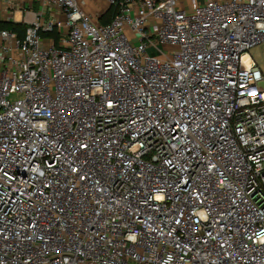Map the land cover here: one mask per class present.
Here are the masks:
<instances>
[{"label":"built area","instance_id":"2783aa9c","mask_svg":"<svg viewBox=\"0 0 264 264\" xmlns=\"http://www.w3.org/2000/svg\"><path fill=\"white\" fill-rule=\"evenodd\" d=\"M37 1L0 31V264H264V0Z\"/></svg>","mask_w":264,"mask_h":264},{"label":"crops","instance_id":"0c3cea01","mask_svg":"<svg viewBox=\"0 0 264 264\" xmlns=\"http://www.w3.org/2000/svg\"><path fill=\"white\" fill-rule=\"evenodd\" d=\"M82 9L95 21L101 22V18L109 9L108 0H76ZM44 8L37 0H0V18L1 22H12L23 26L20 33L16 32L20 38H23L26 32V27L30 21L34 20L36 16L41 15ZM55 9L46 11V17L54 15ZM24 29V30H23ZM1 31V30H0ZM4 39L0 32V46ZM16 53L17 49L14 50ZM6 53L0 48V69L3 67V62H6Z\"/></svg>","mask_w":264,"mask_h":264},{"label":"trees","instance_id":"16d2710c","mask_svg":"<svg viewBox=\"0 0 264 264\" xmlns=\"http://www.w3.org/2000/svg\"><path fill=\"white\" fill-rule=\"evenodd\" d=\"M112 16H113V10L111 8V9H109V11L105 15L102 16L101 22L102 23H108L111 20ZM22 28H23V26L20 24H15L12 22H8V23L0 22V30L6 29V30H11V31L20 33V30H22ZM20 35H21V33H20ZM51 35L58 38V35L56 34V32L51 33Z\"/></svg>","mask_w":264,"mask_h":264},{"label":"rangeland","instance_id":"374dc122","mask_svg":"<svg viewBox=\"0 0 264 264\" xmlns=\"http://www.w3.org/2000/svg\"><path fill=\"white\" fill-rule=\"evenodd\" d=\"M149 52L152 55L158 54L157 51L153 49H149ZM249 54L260 65V67L264 71V42L250 49ZM261 85L264 87V82H262Z\"/></svg>","mask_w":264,"mask_h":264}]
</instances>
